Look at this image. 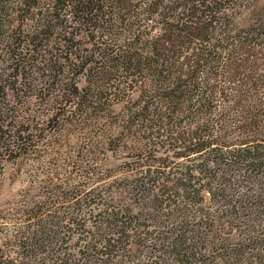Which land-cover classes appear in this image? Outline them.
<instances>
[{
	"label": "trees",
	"instance_id": "16d2710c",
	"mask_svg": "<svg viewBox=\"0 0 264 264\" xmlns=\"http://www.w3.org/2000/svg\"><path fill=\"white\" fill-rule=\"evenodd\" d=\"M175 1L153 0L151 7L154 10L149 13L169 21L172 19L173 23L166 22L162 28L165 32L163 37L148 40L149 50L143 55L130 51L114 56L105 52L95 53L109 68L113 64L112 67L130 72L147 67L145 71L152 77L149 80L154 82L144 89L135 102L137 105L125 113L124 128L146 131V139L148 143L153 142L152 145L167 137L179 145L178 158L192 155L197 158L176 172L153 170L151 166L141 172L142 176L136 179L145 181L136 191V195L141 196L140 200L129 199L122 203L124 205H115L104 199L92 205L86 202V207H92L89 212L95 220L89 218L82 222L92 221L94 232L90 230L83 238L79 236L76 258L72 252H67L68 247L63 249L66 253L61 252L63 258H59L63 264H264V114L261 113H264V102L256 98L249 104L241 93L234 105L220 103V95L227 103L228 98L236 96H224L225 91L209 85L211 77L205 81L201 78L200 68L207 65L203 59L205 52L201 49H197L192 58L179 63L188 73L175 76L179 61L174 57L177 50L195 39L209 42L210 30L217 20L213 14L220 9L215 5L216 0H185L181 6L190 10L191 17L195 19L191 26H187L182 22L184 13L178 12L181 6L172 4ZM17 5L24 8V13L29 11L32 17L38 14L34 9L41 12L40 23L37 16L32 19L36 20L33 25L13 22L17 17ZM132 5V0H0L1 55L13 41H19L17 50H21L19 54L13 52L18 61L10 69L15 73L0 71V103H3L0 105V151L16 150L20 143L26 148V141H31V128L25 129L14 123L16 116L9 113L6 101L18 86L32 90V82L39 78L36 74L51 83L47 88L42 87V91L50 95L60 63L55 54L67 40L61 36L57 38L66 27L63 23L72 19L89 24L93 21L89 17L97 19L101 13L98 19L103 21V33L113 35L114 28L121 27L127 22L129 12H134ZM16 25L21 33L18 40H14L13 35ZM22 27L27 29L22 30ZM102 37H107V34ZM163 41L167 46L162 47ZM126 46L124 44L122 48ZM208 55L211 57L213 53ZM95 69L85 70L87 84L81 88L75 86L71 94L70 102L80 119L90 118L96 110L103 109L114 93L113 88L97 82L103 74L100 71L107 67ZM18 111L19 108L15 113L19 114ZM240 114L248 119L239 121ZM53 119L57 120L58 115ZM67 119L76 121L73 116ZM231 125H238L242 131L248 130L252 137L242 140L238 137L230 144L228 139L236 133H230ZM145 152L146 148H142L141 153ZM161 179L173 184L158 186ZM151 201L156 203V214L147 212V203ZM130 202L140 206L139 212ZM45 210L43 205H36L28 211L31 213L29 220L39 219L35 228L31 232L29 230L22 240L23 245L29 243L33 251L38 247V251L47 247L54 251L58 244L68 245V241L73 239V234L68 236L67 232L59 231L64 227L61 220L56 221L57 214L52 215L51 211L47 213ZM45 215H49V220ZM62 218L66 221L64 216ZM73 219L67 222V226L81 225L79 218ZM1 251L0 264H19L18 260L11 258L8 248Z\"/></svg>",
	"mask_w": 264,
	"mask_h": 264
},
{
	"label": "rangeland",
	"instance_id": "374dc122",
	"mask_svg": "<svg viewBox=\"0 0 264 264\" xmlns=\"http://www.w3.org/2000/svg\"><path fill=\"white\" fill-rule=\"evenodd\" d=\"M183 2L185 0H177L172 4L179 7ZM132 3L134 12L127 10L130 11L126 16L127 22L118 27L119 30L115 27L113 35L103 33V21L98 19L101 18V13L97 19L94 16L89 17L93 20L89 24L72 19H69L66 25L63 23L66 27L64 31L60 29L63 33L57 38L61 36L67 40L57 47L59 51L55 56L59 58L57 62L60 61L59 70L50 95L42 91V87L47 88L51 83L40 74H36L39 78L32 82V90L18 86L15 89L17 91L10 93L6 101L9 113L16 116L14 123H17V126L31 128L29 136L32 137L31 141H26L28 145L25 147L29 148L27 152L22 143L16 150L0 151V261L1 250L5 248L11 251V258L18 260L19 264H63L59 258H63L61 252L66 253V247L67 252H72L76 258L79 248L76 245L77 240L89 234L90 230L94 232L93 223H90L92 221L82 222L89 218L95 220L89 212L92 207L85 205L97 204L103 199L115 205H124L122 203L129 199L140 200L141 196L136 195V191L145 181L136 179L142 176L141 172L150 166L153 170L176 172L175 170L197 158L195 155L178 158L181 150L179 145L167 137H162L156 141L158 144L152 145L153 142L148 143L149 140L146 139V131H130L124 128L125 113L137 105L135 102L144 89L154 82L149 80L152 77L145 71L147 67L130 72L112 67L113 64L109 68L105 61L96 56L104 52L114 56L122 51L143 55L149 50L148 40L163 37L165 32L162 28L166 22L173 23L172 19L169 21L149 13L154 10L151 7L153 0H132ZM198 3L200 2H196ZM215 5L220 9L213 14L217 20L214 28L210 30L211 40L205 43L195 39L179 48L174 56L179 60L175 76L188 73L179 63H183L186 58H192L196 50L201 49L205 56L209 57L203 58L207 65L200 68L201 78L205 81L211 77L209 85L225 91L224 96H236L228 98L227 103L220 95V103L234 105L241 93L249 104L256 98L264 102V0H216ZM17 7V17L13 20L17 25H33L36 20L32 19L36 16L37 22L40 23L39 18L42 15L37 9H34V12L38 14H33L32 17L29 11L24 13V8L18 5ZM181 11L185 15H182V22L191 26L195 19L191 17L190 10L181 6L178 12ZM23 17L30 20L24 21ZM17 25L13 33L14 40H18L21 35ZM24 29L27 27H22V30ZM103 34H107V37H102ZM25 43L28 44L27 40ZM18 44L19 41H13L11 47L6 48L2 55L0 51V71L9 70L8 74L11 75L15 73L10 68L17 64L18 60L14 58L13 52L19 54L21 51L17 50ZM124 44H127L126 48H122ZM162 44V47L167 46L164 41ZM209 52L213 53L212 58L208 55ZM213 57L216 60L214 62ZM102 66L107 69L100 71L103 74L98 77L97 82L101 81L104 87L113 88L114 93L103 105V109L96 110L90 118L80 119L79 115L75 114L73 103L70 102L72 91L74 92L75 86L81 88L87 84L85 70H99ZM10 107L16 111L19 108V114ZM261 113L264 114L263 111ZM57 115L58 119L54 120ZM68 116H73L76 121L71 122L67 119ZM238 119L242 122L248 118L240 114ZM262 119L264 120V115ZM240 124L239 122L238 125ZM238 125L230 127V133L236 131L227 141L230 144L236 142L232 139L238 137V140L252 137L251 132L240 130ZM142 148H146L143 154ZM174 176L175 174L172 179ZM159 184L173 183L161 179L158 186ZM130 203L134 204L135 211L139 212L140 206ZM155 204L152 201L147 203V212L156 214ZM36 205H43L47 213L51 211L52 215L57 214L56 221L61 220V226L64 227V230L59 229L60 232H67L65 234H69L68 236L73 234V239L68 241V245L58 244L54 251L47 249L48 247L40 248V251L38 247L33 251L29 243L23 245L22 240L26 238L27 232H31L39 220L28 219V215L31 217L28 212L30 207ZM73 218H79L81 225L67 226V222H72ZM45 219L49 220V215H45ZM21 246L26 249H21Z\"/></svg>",
	"mask_w": 264,
	"mask_h": 264
}]
</instances>
